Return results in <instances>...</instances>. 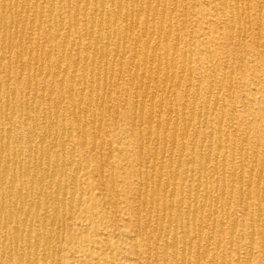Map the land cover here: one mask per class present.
Wrapping results in <instances>:
<instances>
[{
	"label": "rangeland",
	"instance_id": "374dc122",
	"mask_svg": "<svg viewBox=\"0 0 264 264\" xmlns=\"http://www.w3.org/2000/svg\"><path fill=\"white\" fill-rule=\"evenodd\" d=\"M145 2L148 3L142 6L143 13L135 18L138 20L133 37L118 46L111 42L106 48L105 76H101L98 92L93 94L88 85L81 82L83 74L79 69L74 74V81L78 83L70 92L68 79L60 88L52 80L54 67L48 71L44 61L34 66L28 55L16 60L15 50L4 54L0 69V134L6 136L8 132L25 144L28 127L35 124L38 127L35 150L47 153L45 158L50 168L55 165V157L71 163L60 175L65 203L59 206L58 221L41 222L39 216L50 212L51 206L45 209L41 206L38 214L34 212L38 209L36 205L26 206L32 213L31 224L28 222L23 227L22 235L39 234L47 241L39 243L38 247L26 241L11 242L14 228L22 226L20 221L16 224L13 221L7 225V230L0 229V264H27L28 261L31 264H176L182 258L184 264H261L264 0ZM146 30L147 35L142 36ZM80 34L72 33L71 40L81 39L85 43ZM14 41L17 39L13 40V45ZM151 51L161 58V62L153 64L161 69L158 77L149 70L153 67L148 60ZM57 52H61L59 48ZM75 52L73 48L72 53ZM54 56L57 55H52L53 61ZM68 63L65 61L61 65L64 68L68 65L71 73L72 65ZM167 63L174 64L170 71H165ZM26 64L29 72L21 69ZM53 89V100L47 101V93ZM90 94L93 102L88 101ZM53 102L57 103L56 108ZM23 109L28 110L25 123L18 118ZM7 115H12L11 124L5 120ZM44 127L50 129V134L39 143L37 140L41 139ZM21 150L25 168L26 145ZM159 164L164 165V170L158 173L152 166ZM32 165L33 161L29 167ZM169 177L175 179L174 184H165ZM239 179L242 181L238 182ZM145 180L159 187L160 199L164 190L175 189L176 195L170 202L174 208L183 202L181 223L189 228L188 232L182 233L172 219L171 224L163 219L161 207L153 206L148 199L149 192L143 189ZM24 185L28 189L31 187L27 181ZM188 192L196 196L191 197ZM258 195L262 197H259L260 204L256 201ZM186 206L190 208L192 220L185 216ZM162 219L167 224L160 228L157 222ZM194 225L200 228L199 235L192 230ZM55 232L58 235L55 236ZM174 238H185L191 246L190 254L171 257L167 251ZM34 247L46 257L29 255ZM17 253L28 254L27 262L21 263Z\"/></svg>",
	"mask_w": 264,
	"mask_h": 264
},
{
	"label": "bare ground",
	"instance_id": "6f19581e",
	"mask_svg": "<svg viewBox=\"0 0 264 264\" xmlns=\"http://www.w3.org/2000/svg\"><path fill=\"white\" fill-rule=\"evenodd\" d=\"M151 2V1H150ZM144 1L139 0H0V69L5 60L4 54L15 50L16 60H21L23 57L28 55L29 58H32L33 65L37 63H46V69L49 71L53 68L54 73L52 75V80L57 83L61 88L63 83L68 79L69 81V91H72V87H75L78 82L74 81V74L76 70H80L83 74L81 82L84 81L88 87L90 93L98 92V86L103 80L102 77L105 76L104 65L106 66L107 52L106 48L111 42H115L118 46L127 39L133 37L135 28L137 26V20L135 19L140 13L142 14V9ZM148 3V2H147ZM146 3V4H147ZM157 3V2H156ZM155 3V4H156ZM159 3V2H158ZM230 3V2H229ZM235 3V2H234ZM145 4V5H146ZM231 4V3H230ZM46 5V6H45ZM173 7L175 6L172 5ZM224 6V5H223ZM238 7V6H237ZM156 8V7H154ZM147 9H149L147 7ZM151 9V8H150ZM149 11V10H148ZM147 11V12H148ZM237 12V11H236ZM152 15V14H151ZM153 17V16H152ZM151 17V18H152ZM31 18V19H30ZM138 18V17H137ZM239 19V18H238ZM153 22V20H151ZM145 22V21H144ZM150 22V20H149ZM232 23V22H231ZM240 23V22H239ZM123 26V27H122ZM163 26V25H162ZM234 26V25H233ZM260 26V23H259ZM152 27V25H151ZM159 27V26H158ZM163 28V27H162ZM161 28V29H162ZM170 28V27H169ZM159 29V28H158ZM157 29V30H158ZM169 30V29H168ZM164 32V30H162ZM81 33L84 42L82 40H71L72 33ZM138 32V31H137ZM157 34H161L160 30L157 31ZM168 32V31H167ZM153 33V32H152ZM151 33V34H152ZM142 34V33H141ZM137 35V34H136ZM147 35V30L144 32V35ZM138 36V35H137ZM158 36V35H157ZM151 37V36H150ZM148 37V38H150ZM165 37V35L163 36ZM170 36H168L169 38ZM167 38V39H168ZM17 39V41L13 40ZM143 39V37H142ZM157 39V38H156ZM165 39V40H167ZM19 40V41H18ZM79 40V41H78ZM164 40V41H165ZM136 41V40H135ZM148 41V40H147ZM168 41V40H167ZM150 43V42H149ZM160 43V42H159ZM145 44V43H144ZM156 44V43H155ZM154 44V45H155ZM178 44V43H177ZM135 45V44H134ZM150 45V44H149ZM123 47V45H122ZM147 47V46H146ZM164 47V46H163ZM61 51L57 52V49ZM60 48H63L61 50ZM76 51L75 54L72 53V50ZM124 48V47H123ZM122 48V49H123ZM71 49V50H68ZM149 49V47H148ZM154 49V48H153ZM157 49V48H155ZM68 50V51H67ZM82 50L81 52H78ZM114 50V49H113ZM145 50V49H144ZM152 50V48H151ZM158 50V49H157ZM177 50V47H176ZM156 52V50H155ZM165 52V51H164ZM145 53V52H144ZM143 53V54H144ZM151 55L148 60L153 64L155 62H161V58L158 53L151 51ZM114 54V53H113ZM158 54V55H157ZM9 55V54H8ZM52 55L56 57L55 61L52 59ZM123 56V55H122ZM144 56V55H143ZM166 56V55H165ZM124 57V56H123ZM8 58H10L8 56ZM122 58V57H121ZM125 58V57H124ZM146 60V61H148ZM167 60V59H166ZM172 61V59H170ZM69 62L68 64L72 65L73 71L70 73L69 67H63L61 64L63 62ZM113 61V60H112ZM145 61V62H146ZM174 61V60H173ZM20 62V61H19ZM79 62H82L80 64ZM90 62V65L87 64ZM168 62V61H167ZM8 63V61H7ZM29 63V60H28ZM113 63V62H112ZM182 63V62H181ZM23 64V63H22ZM119 64V62H118ZM149 64V62H148ZM43 65V64H41ZM174 64L167 63L164 64L165 71H170L173 69ZM176 65V64H175ZM16 66V65H15ZM24 65L21 69L23 72H29L30 68ZM35 66V65H34ZM33 66V67H34ZM132 66V65H131ZM43 68V67H42ZM106 68V67H105ZM112 66L110 67V69ZM41 69V68H40ZM144 69V68H143ZM136 70V69H135ZM153 72L155 77H158L161 74V69L157 65H153L152 69H149ZM176 70V69H175ZM189 70V68H188ZM36 71V70H35ZM42 71V69H41ZM110 71V70H109ZM40 72V71H38ZM150 72V71H149ZM184 72V71H182ZM190 72V71H189ZM7 73V72H6ZM34 73V72H33ZM181 73V72H180ZM48 74V73H47ZM165 74V73H164ZM174 74V73H173ZM172 74V75H173ZM33 75V74H32ZM39 75V73H38ZM37 75V76H38ZM112 75V72L110 76ZM142 75V74H141ZM176 75V74H175ZM182 75V74H181ZM215 75V74H214ZM45 76V75H44ZM119 76V75H118ZM117 76V79H118ZM135 76V75H134ZM144 76V75H143ZM165 76V75H163ZM168 76V75H167ZM27 77V76H26ZM33 78V77H32ZM140 78V77H139ZM183 78V77H182ZM8 79V78H7ZM136 79V77H135ZM171 79V78H170ZM28 80V78H27ZM34 80V79H33ZM109 80L110 77H109ZM155 80V78H154ZM168 80V79H167ZM172 80V79H171ZM170 80V82H172ZM79 81V80H78ZM105 81V80H104ZM142 81V79H141ZM148 81V80H147ZM156 81V80H155ZM154 81V82H155ZM164 80H162L163 82ZM8 82V81H7ZM17 82V81H16ZM167 82V81H165ZM35 83V81H34ZM52 83V81H51ZM109 83V81H108ZM111 83V82H110ZM156 83V82H155ZM161 83V82H160ZM44 84V83H43ZM84 84V83H83ZM17 85V84H16ZM147 85V84H146ZM150 85V84H149ZM116 86V85H115ZM141 86V84H139ZM166 86V85H165ZM176 86V85H174ZM180 86V85H179ZM190 86V85H189ZM191 87V86H190ZM142 88V87H141ZM140 88V89H141ZM171 88V87H170ZM185 88V87H184ZM51 89V88H50ZM143 89V88H142ZM162 89V87H161ZM14 90V89H13ZM26 90V89H25ZM35 90V89H34ZM68 90V89H67ZM179 90V89H178ZM177 90V91H178ZM189 90V89H188ZM187 90V91H188ZM50 91V90H49ZM48 91V92H49ZM83 91V90H82ZM103 91V90H102ZM164 91V90H163ZM169 91V90H168ZM167 91V92H168ZM185 91V90H184ZM1 92V91H0ZM13 92V91H12ZM109 92V91H108ZM197 92V91H196ZM20 93V91H19ZM61 93V92H60ZM110 93V92H109ZM35 94V92H34ZM47 101L53 100L55 95L54 89L47 93ZM89 94V93H88ZM90 94L88 97L89 102H93V95ZM145 94V93H144ZM26 95V94H24ZM81 95V92H80ZM103 95V94H102ZM7 96V95H6ZM36 96V95H35ZM96 96V95H95ZM167 96V95H166ZM69 97V96H68ZM108 97V96H107ZM144 97V96H143ZM14 98V97H13ZM20 98V95H19ZM211 98V97H210ZM12 99V98H11ZM41 99V98H40ZM96 99V98H95ZM146 99V98H145ZM155 99V98H154ZM193 99V98H192ZM209 100V99H207ZM32 101V99H31ZM46 101V102H47ZM59 101V100H58ZM57 101V102H58ZM83 101V100H82ZM97 101V100H96ZM103 101V99H102ZM43 102V101H42ZM215 102V101H214ZM1 103V102H0ZM54 103V102H53ZM185 103V102H183ZM209 103V101H208ZM19 104V103H18ZM22 104V103H21ZM59 104H61L59 102ZM95 104V103H94ZM142 104V103H141ZM20 105V104H19ZM57 103L53 104V107L56 108ZM140 105V104H139ZM151 105V104H150ZM25 106V105H24ZM38 106V103H37ZM79 106V105H78ZM6 107V106H4ZM9 107V106H8ZM30 107V106H29ZM32 107V106H31ZM89 107V106H88ZM27 108V107H25ZM58 108V107H57ZM98 108V107H97ZM216 108V107H215ZM32 109V108H31ZM30 109V110H31ZM79 109V108H78ZM43 110V109H42ZM73 110V109H72ZM216 110V109H215ZM7 111V109H6ZM13 111V110H12ZM85 111V110H84ZM140 111V110H139ZM190 111V110H189ZM32 112V110H31ZM55 112V111H54ZM183 112V111H182ZM2 113V111H1ZM12 113V112H11ZM78 113V112H77ZM80 113V112H79ZM55 114V113H54ZM176 113H174L175 115ZM206 114V112H205ZM6 115V113H5ZM28 115V110H22L20 113V121L26 122ZM58 115V114H57ZM80 115V114H79ZM48 116V114H47ZM80 117V116H79ZM172 117V116H171ZM176 117V116H175ZM184 117V116H183ZM1 118V117H0ZM49 118V117H47ZM148 119V118H147ZM183 119V118H182ZM198 119V118H197ZM5 120L12 122V115L6 116ZM177 119H175L176 121ZM184 120V119H183ZM191 120V117H190ZM32 121V120H31ZM43 121V120H42ZM74 121V120H73ZM168 121V120H167ZM174 121V122H175ZM187 121V120H186ZM189 121V120H188ZM198 121V120H197ZM35 122V121H34ZM46 122V121H45ZM50 122V121H48ZM182 122V121H181ZM23 123V124H24ZM51 123V122H50ZM49 123V124H50ZM79 123V122H78ZM99 123V122H98ZM177 123V122H176ZM198 123V122H197ZM204 123V122H203ZM54 124V123H53ZM57 124V123H55ZM63 124V123H62ZM190 124V122H189ZM52 125V124H51ZM69 125V124H68ZM99 125V124H98ZM140 125V124H139ZM148 125V124H147ZM174 125V124H173ZM27 126V125H26ZM48 126V125H47ZM53 126V125H52ZM2 127V126H1ZM18 127V125H17ZM25 127V126H24ZM28 127V126H27ZM140 127V126H139ZM198 127V126H197ZM11 128V127H10ZM37 125L33 124L28 127V135L26 136L25 144L18 137H13L11 134L2 136L0 139V229H6L8 224L11 222L20 221L22 226L15 227L13 237L10 238L11 242L19 243L20 241H26L27 243H32L37 245L41 242L47 241L43 235L35 234L34 237L30 235L24 237L22 235L23 227L29 222L31 218V211H28L26 206L36 205L38 209H35V214H38L39 208L41 206L52 208L49 211H46L41 218V222L46 223L47 221L55 222L58 221L60 216V204L63 203V197L61 194L62 181L60 175L63 168L71 163L69 161L67 164L62 162L59 157H55V165L50 168L49 162L46 160V154L36 151L35 145V135L37 130ZM43 128V126H42ZM44 132L39 141V143L46 140L50 134V129L44 127ZM56 128V127H55ZM54 128V130H55ZM67 128V127H66ZM72 128V127H71ZM77 128V127H76ZM152 128V127H151ZM2 129V128H0ZM168 129V128H167ZM53 130V128H52ZM61 130V129H60ZM11 131V130H10ZM83 131V130H82ZM154 131V130H153ZM84 132V131H83ZM94 132V131H93ZM99 132V131H97ZM152 132V131H151ZM219 132V130H217ZM69 133V132H68ZM186 133V132H185ZM204 133V132H203ZM202 133V134H203ZM61 134V133H60ZM77 134V133H76ZM55 135V134H54ZM67 135V134H66ZM65 135V136H66ZM21 136V135H20ZM152 136V135H151ZM57 137V136H56ZM86 137V136H85ZM197 137V136H196ZM69 139V138H68ZM67 139V140H68ZM66 140V139H65ZM141 140V139H140ZM69 141V140H68ZM96 141V140H95ZM200 142V141H199ZM205 142V141H204ZM54 143V142H53ZM81 143V142H80ZM194 143V142H193ZM203 143V142H202ZM52 144V143H51ZM56 144V143H54ZM83 144V143H82ZM147 144V143H146ZM11 145H14L12 148ZM26 145L28 151V158L26 162V167L24 168V162H22V147ZM40 145V144H39ZM220 145V144H219ZM56 147V146H55ZM60 147V146H59ZM63 147V146H62ZM69 147V146H68ZM96 147V146H95ZM174 147V146H173ZM41 148V147H40ZM49 148V147H48ZM100 148V147H99ZM56 149V148H55ZM208 149V148H207ZM71 150V149H70ZM100 150V149H99ZM163 150V149H162ZM200 150V149H199ZM41 151V150H40ZM220 151V150H218ZM47 152V150H46ZM55 153V152H54ZM70 153V152H69ZM68 153V154H69ZM149 153V152H148ZM24 154V153H23ZM26 154V153H25ZM147 154V153H146ZM156 154V153H155ZM211 155V154H210ZM226 155V154H225ZM200 156V154H199ZM48 157V156H47ZM148 157V156H146ZM153 157V156H152ZM165 157V156H164ZM221 157V156H220ZM225 157V156H224ZM74 158V156H73ZM180 158V157H179ZM209 158V157H208ZM215 158V157H214ZM63 159V157L61 158ZM69 159V158H68ZM156 159V158H155ZM206 159V158H205ZM212 159V158H211ZM223 159V157H222ZM192 160V159H190ZM33 161V165L29 167L30 162ZM194 161V160H193ZM206 161V160H205ZM222 161V160H221ZM148 162V161H147ZM161 162V161H160ZM188 162V161H187ZM192 162V161H191ZM190 162V163H191ZM105 163V162H104ZM155 163V162H154ZM170 163V162H169ZM193 163V162H192ZM153 164V163H152ZM200 164V163H199ZM206 164V163H205ZM106 165V164H105ZM45 166V168H42ZM151 168V167H150ZM169 168V166H168ZM187 168V167H186ZM32 169V170H31ZM154 171L162 172L164 170V165H154L152 166ZM192 169V168H191ZM71 170V169H70ZM79 170V169H78ZM222 170V169H221ZM170 171V170H169ZM192 171V170H191ZM237 171V170H236ZM251 171V170H250ZM152 172V170H151ZM150 172V173H151ZM241 172V171H240ZM192 174V172H190ZM216 173V172H215ZM153 174V173H151ZM190 174V175H191ZM258 174V173H257ZM213 175V174H212ZM241 175V174H240ZM74 176V175H73ZM77 176V175H76ZM75 176V177H76ZM199 176V175H198ZM239 176V175H238ZM194 177V176H193ZM145 178V177H144ZM153 178V177H152ZM159 178V177H158ZM163 178V177H162ZM187 178V177H185ZM190 178V177H189ZM195 178V177H194ZM264 178V177H263ZM76 179V178H75ZM179 179V178H178ZM210 179V178H209ZM235 179V178H234ZM153 180V179H152ZM198 180V179H197ZM205 180V178H204ZM232 180V179H231ZM241 179L238 180V182ZM29 182L31 187L28 189L25 187L24 183ZM143 189L149 192V201L153 206L161 207L164 217L168 222L171 219L176 224V227L182 232L186 233L189 231V228L186 225H183L181 222L182 212L184 205L181 203L180 206L174 208L170 202V199L176 195L175 189L165 192L163 198L158 197L159 187L153 186L147 180H145ZM166 181V180H165ZM175 179L169 177L165 182L166 185L174 184ZM190 181V180H189ZM223 181V180H222ZM242 181V180H241ZM140 182V181H139ZM154 183V182H153ZM223 183V182H222ZM250 183V182H249ZM257 183V181H256ZM260 183V182H259ZM65 184V183H64ZM197 184V183H196ZM205 184V182H204ZM71 185V183H70ZM69 185V186H70ZM76 186V185H75ZM195 186V185H194ZM206 186V185H205ZM166 186H164L165 188ZM189 187V186H188ZM36 188V192H34ZM205 188V187H204ZM180 189V188H179ZM193 190V189H192ZM205 190V189H204ZM65 191V190H64ZM222 191V190H221ZM263 191V190H262ZM53 192V193H51ZM66 192V191H65ZM182 191H180L181 193ZM198 192V190H196ZM211 192V191H210ZM257 192V191H256ZM64 193V192H63ZM186 193V192H185ZM189 193V192H188ZM221 193V192H220ZM240 193V192H239ZM71 194V193H70ZM212 194V193H211ZM217 194V192H216ZM251 194V192H250ZM258 194V193H256ZM145 195V194H144ZM189 196H196L192 193L188 194ZM199 195V193H198ZM242 195V194H241ZM240 195V196H241ZM34 196V199L32 198ZM72 196V195H71ZM182 196V195H181ZM205 196V195H204ZM256 196V195H255ZM262 196V194H261ZM261 196H257V203H261ZM140 197V196H139ZM187 197V196H186ZM260 197V198H259ZM264 197V196H263ZM141 198V197H140ZM188 198V197H187ZM196 198V197H194ZM189 199V198H188ZM210 199V198H209ZM247 199V198H246ZM71 200V199H70ZM69 200V202H70ZM185 200V199H184ZM204 200V199H203ZM215 199L214 201H216ZM246 201V200H245ZM34 202V203H32ZM68 202V203H69ZM211 202V201H210ZM209 202V203H210ZM217 202V201H216ZM65 203V202H64ZM63 203V204H64ZM194 203V202H193ZM246 203V202H245ZM205 204V203H204ZM195 205V204H194ZM210 206V204H208ZM215 205V204H214ZM151 206V205H150ZM29 207V206H28ZM62 207V206H61ZM138 207V206H137ZM201 207V206H200ZM199 207V208H200ZM205 207V205H204ZM239 207V206H238ZM252 207V206H251ZM186 218L187 220H192L193 215L190 214V208L186 206ZM194 209V207H193ZM192 209V210H193ZM64 210V209H63ZM69 210V209H68ZM144 210V209H143ZM244 210V209H243ZM198 211V210H197ZM202 212V210H200ZM209 212V211H208ZM216 212V211H214ZM156 213V211H155ZM244 213V211H243ZM258 213V212H257ZM210 214V213H208ZM220 214H222L220 212ZM251 214V213H250ZM63 215V214H62ZM215 215V214H214ZM64 217V216H63ZM137 217V216H136ZM257 217V215H256ZM192 218V219H191ZM258 218V217H257ZM256 218V219H257ZM63 219V218H62ZM157 222V226L163 228L165 226V221ZM199 219V218H198ZM65 220V219H64ZM63 220V221H64ZM156 220V219H155ZM186 220V222H187ZM214 220V218H213ZM227 220V219H226ZM37 221V220H35ZM62 221V220H61ZM60 221V222H61ZM242 221V220H241ZM262 222V221H261ZM63 223V222H61ZM155 223V222H154ZM222 223V222H221ZM31 224V223H30ZM148 224H150L148 222ZM152 224V223H151ZM168 224H171L170 222ZM213 224V223H212ZM258 224V223H257ZM51 225V224H50ZM207 226V225H206ZM233 226V225H232ZM30 227V226H29ZM51 227V226H50ZM59 227V226H58ZM139 227V226H138ZM147 227V225L145 226ZM143 227V228H145ZM154 227V225H153ZM168 226H166L167 228ZM64 228V227H63ZM62 228V230H63ZM165 228V229H166ZM206 228V227H205ZM213 228V226H212ZM60 229V228H59ZM168 229V228H167ZM170 229V228H169ZM200 228L194 225L192 230L197 234L200 233ZM236 229V227L234 228ZM7 230V229H6ZM51 230V229H50ZM48 230V231H50ZM60 230V231H62ZM154 230V229H153ZM157 230V229H156ZM222 230V229H221ZM3 231V230H2ZM30 231V230H29ZM44 231V230H43ZM144 231V230H143ZM155 231V230H154ZM160 231V230H159ZM175 231V230H174ZM13 232V231H12ZM147 232V231H146ZM150 232V231H149ZM156 232V231H155ZM158 232V231H157ZM162 232V231H161ZM167 231L165 230V233ZM220 232V231H219ZM218 232V233H219ZM232 232V231H231ZM234 232V231H233ZM259 232V231H257ZM28 233V232H27ZM26 233V234H27ZM31 233V232H30ZM44 233V232H42ZM160 233V232H159ZM203 233V232H202ZM211 233V231H210ZM235 233V232H234ZM45 234V233H44ZM55 232V236H56ZM236 234V233H235ZM8 235V234H7ZM58 235V234H57ZM162 235V234H160ZM167 235V234H166ZM194 235V234H193ZM199 235V234H198ZM222 235V234H221ZM259 235V234H258ZM170 236V235H169ZM175 235H173L174 237ZM189 236V235H188ZM195 236V235H194ZM193 236V237H194ZM211 236V234H210ZM47 237V236H46ZM161 237V236H160ZM212 237V236H211ZM254 237V236H253ZM50 237H48L49 239ZM53 238V237H52ZM242 238V237H241ZM4 239V238H3ZM202 239V238H201ZM58 240V239H57ZM157 240V239H156ZM208 240V239H207ZM212 240V239H210ZM10 241V240H9ZM151 241H153L151 239ZM201 241V240H200ZM1 242V241H0ZM50 242V241H49ZM205 242V241H204ZM211 242V241H210ZM260 242H261V264H264V234L260 233ZM10 243V242H9ZM201 243V242H200ZM203 243V242H202ZM218 243V242H217ZM250 243V242H249ZM248 243V244H249ZM4 244V243H3ZM2 244V245H3ZM11 244V243H10ZM22 244V243H21ZM51 244V243H50ZM54 244V243H53ZM52 244V245H53ZM57 244V243H56ZM251 244V243H250ZM207 245V244H206ZM166 246V244H165ZM14 247V246H13ZM17 247V246H16ZM34 247V250L31 252V256L37 258H45L46 254L44 252H39L38 248ZM206 247V246H204ZM210 247V246H209ZM217 247V246H216ZM253 247V246H252ZM28 248V247H27ZM220 249V248H219ZM27 250V249H26ZM48 250V248H47ZM155 250V249H154ZM191 250V246L185 238L181 239H172L170 243V251L167 253L171 257H176L178 254L185 256ZM202 250V249H201ZM254 250V249H253ZM3 251V250H2ZM135 251V250H134ZM29 252V251H28ZM54 252V251H53ZM53 252L52 255H53ZM71 252V251H70ZM155 252V251H154ZM221 252V251H220ZM236 252V251H235ZM165 253V252H164ZM165 253V256H167ZM9 254V252H8ZM7 254V255H8ZM48 254V252H47ZM155 254V253H154ZM203 254V253H202ZM249 254V253H248ZM18 259L20 262H27L28 254L17 253ZM162 255V254H160ZM206 255V253L204 254ZM228 255V254H227ZM251 255V254H250ZM189 256V255H188ZM54 257V256H53ZM1 258V257H0ZM155 258V257H154ZM163 258V257H162ZM212 258V257H211ZM9 259V255H8ZM205 259V258H202ZM222 259V258H221ZM247 259V258H246ZM52 260V259H51ZM188 260V258H187ZM46 261V260H45ZM203 261V260H202ZM217 262V261H216ZM244 262V261H243ZM41 263V262H40ZM186 263V262H185ZM209 263V262H208ZM213 263V262H212ZM222 263V261H221ZM27 264H31L29 261ZM34 264V263H33ZM176 264H184L183 258L181 262ZM214 264V263H213ZM229 264V263H228Z\"/></svg>",
	"mask_w": 264,
	"mask_h": 264
}]
</instances>
